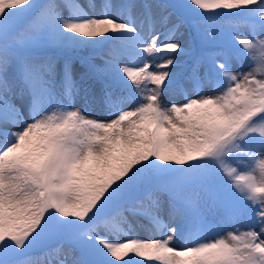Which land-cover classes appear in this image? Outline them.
<instances>
[{
    "label": "snow or ice",
    "instance_id": "1",
    "mask_svg": "<svg viewBox=\"0 0 264 264\" xmlns=\"http://www.w3.org/2000/svg\"><path fill=\"white\" fill-rule=\"evenodd\" d=\"M97 7L0 0V264H264V0Z\"/></svg>",
    "mask_w": 264,
    "mask_h": 264
},
{
    "label": "rangeland",
    "instance_id": "2",
    "mask_svg": "<svg viewBox=\"0 0 264 264\" xmlns=\"http://www.w3.org/2000/svg\"><path fill=\"white\" fill-rule=\"evenodd\" d=\"M80 2L82 4H86V0H80ZM96 2H97L96 4L98 5L96 11L99 12L100 11L99 4L101 3V0H96ZM181 39L182 40H187L188 39L187 34L185 35V37H183ZM103 51H104V49H102V48L101 49H97V53L93 57V61H92L93 63H95V64H101L102 63V61L99 58V56L103 53ZM85 54L89 55L90 53L88 51H84V52L79 53V55H85ZM187 58L188 57H186L184 55H179V56L176 57L178 63H180V62H182L184 60H187ZM76 66L79 67V61H76ZM171 70L173 72H177L179 69L174 67ZM234 70H236V71H247L248 70L247 61L244 62L242 67L239 66V65H234ZM205 92H211V89L210 88H205ZM194 95H195V93L189 92V96H194ZM172 101H175L176 103H183L184 102L183 97L181 95L172 94L166 88L164 96L162 97V102L165 105H167V104H169ZM132 106H133L132 104L124 105L125 108L132 107ZM74 107L82 108L85 111V114L89 115L91 117H95V118L103 119V120H107V119L112 118V117H110L107 114L106 110L102 107V105H100L97 102L91 101V98H90L89 104L85 105V102H84L82 97H76ZM130 219H132L133 223L135 224V222H136L135 218L130 217ZM141 223H146V222L142 221ZM240 225H241V227H246L247 226V225L244 224L243 221H240ZM231 228H232V225H227V226H225L224 231L231 230ZM133 235H138L139 237L144 238V239L157 238L154 235H152L150 233V231L146 227H141V226H137L136 227L135 232L133 233ZM183 244H184V241L182 239H179V238L176 241L173 242V246L177 247V248L182 247Z\"/></svg>",
    "mask_w": 264,
    "mask_h": 264
},
{
    "label": "trees",
    "instance_id": "3",
    "mask_svg": "<svg viewBox=\"0 0 264 264\" xmlns=\"http://www.w3.org/2000/svg\"><path fill=\"white\" fill-rule=\"evenodd\" d=\"M86 56V55H85ZM188 59V58H187Z\"/></svg>",
    "mask_w": 264,
    "mask_h": 264
},
{
    "label": "bare ground",
    "instance_id": "4",
    "mask_svg": "<svg viewBox=\"0 0 264 264\" xmlns=\"http://www.w3.org/2000/svg\"><path fill=\"white\" fill-rule=\"evenodd\" d=\"M97 3V2H96Z\"/></svg>",
    "mask_w": 264,
    "mask_h": 264
}]
</instances>
